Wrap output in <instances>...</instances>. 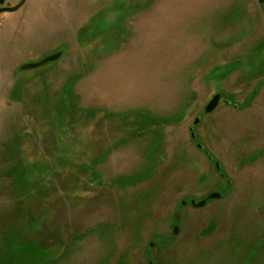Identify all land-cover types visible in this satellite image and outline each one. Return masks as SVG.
<instances>
[{"label":"rangeland","instance_id":"374dc122","mask_svg":"<svg viewBox=\"0 0 264 264\" xmlns=\"http://www.w3.org/2000/svg\"><path fill=\"white\" fill-rule=\"evenodd\" d=\"M0 264H264V0L0 15Z\"/></svg>","mask_w":264,"mask_h":264},{"label":"water","instance_id":"95a60500","mask_svg":"<svg viewBox=\"0 0 264 264\" xmlns=\"http://www.w3.org/2000/svg\"><path fill=\"white\" fill-rule=\"evenodd\" d=\"M17 8H18V6L15 7L13 10H15ZM218 101H219V96L218 95L213 96L212 99L210 100V102L204 108V112L205 113L211 112L215 108V106L217 105ZM198 122H199V118H195V120L193 121V125H197ZM194 136H195V134L193 132H191V138H194ZM198 147H200L202 149V146H198ZM216 167H217V170H219V164L218 163H216ZM219 196L220 195L218 193H211L207 196V199H209V200L218 199ZM182 204H184V202ZM205 204H206V200H202L200 202H195L194 200L190 201V205L192 207H195V208H202L205 206ZM175 220L176 221L179 220L178 214L175 215ZM176 233H177V227H174L173 228V234H176Z\"/></svg>","mask_w":264,"mask_h":264},{"label":"flooded vegetation","instance_id":"af4514ba","mask_svg":"<svg viewBox=\"0 0 264 264\" xmlns=\"http://www.w3.org/2000/svg\"><path fill=\"white\" fill-rule=\"evenodd\" d=\"M26 0H21L20 4L18 6H21V4H24ZM3 1L0 0V4L2 3ZM24 2V3H23ZM15 8V6H3V5H0V15L2 14H5V13H11L13 11H16L17 9L13 10Z\"/></svg>","mask_w":264,"mask_h":264},{"label":"crops","instance_id":"0c3cea01","mask_svg":"<svg viewBox=\"0 0 264 264\" xmlns=\"http://www.w3.org/2000/svg\"><path fill=\"white\" fill-rule=\"evenodd\" d=\"M25 2H27V0H26ZM24 4H25V3H24Z\"/></svg>","mask_w":264,"mask_h":264}]
</instances>
